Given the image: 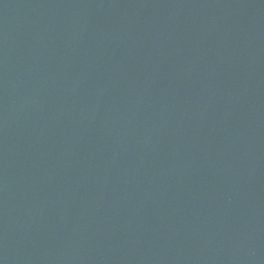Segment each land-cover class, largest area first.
I'll list each match as a JSON object with an SVG mask.
<instances>
[{
    "label": "water",
    "instance_id": "water-1",
    "mask_svg": "<svg viewBox=\"0 0 264 264\" xmlns=\"http://www.w3.org/2000/svg\"><path fill=\"white\" fill-rule=\"evenodd\" d=\"M0 264H264L252 0H0Z\"/></svg>",
    "mask_w": 264,
    "mask_h": 264
}]
</instances>
